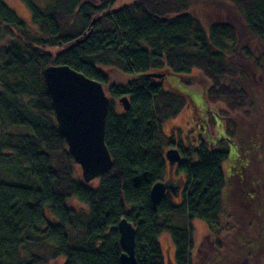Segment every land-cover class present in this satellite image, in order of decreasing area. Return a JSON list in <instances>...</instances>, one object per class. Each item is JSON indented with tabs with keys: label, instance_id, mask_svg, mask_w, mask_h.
Instances as JSON below:
<instances>
[{
	"label": "trees",
	"instance_id": "obj_1",
	"mask_svg": "<svg viewBox=\"0 0 264 264\" xmlns=\"http://www.w3.org/2000/svg\"><path fill=\"white\" fill-rule=\"evenodd\" d=\"M115 1L52 0L39 7L20 0L37 28L32 31L0 0V264H122V219L135 229V264H164L163 234L173 244L174 264H193L191 221L205 223L210 235L222 232V166L229 154L201 138L186 146L163 134V124L176 119L187 101L161 80L171 73L193 87L188 77L198 73L207 106L223 107L222 116L215 115L232 137L227 113L244 110L247 101L234 84L227 47L237 40L235 30L217 21L204 27L189 13V0H132L113 10ZM220 1L239 12L264 61V0ZM50 65H67L100 83L110 100L104 143L112 167L95 186L76 176L58 131L42 79ZM123 97L129 107L117 113L114 100ZM207 122L215 128L211 114ZM170 149L181 157L174 169L184 177L180 200L165 194L154 206L150 191L165 182ZM239 168L230 173L233 205L255 228L257 244L248 246L264 248V184L249 186ZM70 198L85 208H68Z\"/></svg>",
	"mask_w": 264,
	"mask_h": 264
},
{
	"label": "rangeland",
	"instance_id": "obj_2",
	"mask_svg": "<svg viewBox=\"0 0 264 264\" xmlns=\"http://www.w3.org/2000/svg\"><path fill=\"white\" fill-rule=\"evenodd\" d=\"M93 1V0H89ZM110 1V0H109ZM132 0H116L113 10L130 3ZM18 18L32 31H36V26L32 24L30 15L20 0H4ZM33 2L43 7L52 0H33ZM189 13L196 17L204 27L212 22H222L230 25L236 33L237 40L233 44H227L230 50V60L236 68L235 86L242 88L247 96L246 106L242 111L228 112L229 120L234 124L233 130L230 128L232 137L225 136L221 121L215 112L222 116L223 107H208L204 93L201 88L205 86L200 75L193 72L189 81L195 85L189 87L182 80L171 73H166L161 83L167 91L176 92L186 98L187 105L180 115L169 120L162 126L163 134L184 145L196 143L200 138L209 147L218 145L219 148L227 150L229 156L222 169L225 176V189L222 197V211L219 216L221 233L210 235L207 225L199 220L191 221L193 229L194 250L192 254L193 264H238L247 261L250 264H264V248L249 247V243H256L255 228L244 221L246 214L241 208L233 205L232 191L235 180L230 179L231 167L238 165L243 169L245 182L249 186H254L260 182L264 184V61H260V50L262 46L254 40L247 32L239 12L230 4L220 0H189ZM258 61L256 65L255 61ZM115 81H123L124 78L117 72L102 70ZM204 85V86H203ZM114 109L117 113L123 111L118 100H114ZM210 114L215 121V128L211 127ZM227 126V122L225 127ZM229 126V125H228ZM230 127V126H229ZM225 137L227 140L221 142ZM234 142L237 147L230 145ZM237 149L240 157L236 159ZM242 156V160L240 158ZM165 181L169 180L174 185L179 186V194L182 191L184 177L178 176L174 169L167 166ZM76 176L81 177V170L77 166ZM95 186L96 180L90 183ZM258 184V186L260 185ZM264 196V189L262 188ZM179 194L175 197V202H179ZM252 199V197H249ZM67 207L72 209L85 208L77 202L75 198L67 200ZM164 264H174V247L167 234H163L158 239ZM257 244V243H256ZM63 259H58L50 264H63Z\"/></svg>",
	"mask_w": 264,
	"mask_h": 264
},
{
	"label": "water",
	"instance_id": "obj_3",
	"mask_svg": "<svg viewBox=\"0 0 264 264\" xmlns=\"http://www.w3.org/2000/svg\"><path fill=\"white\" fill-rule=\"evenodd\" d=\"M105 2L107 0H97ZM149 78L161 79L160 74H148ZM42 79L50 97L58 131L67 147L70 157L81 170L85 184L100 178L110 171L112 161L104 143L105 120L109 98L100 83L88 79L67 65H50L43 69ZM118 103L126 111L129 102L126 97ZM170 170L180 162L176 149L165 153ZM179 186L168 181L155 184L150 191L155 206L165 194L174 197ZM119 245L122 249L120 262L135 264V229L125 219L117 225Z\"/></svg>",
	"mask_w": 264,
	"mask_h": 264
},
{
	"label": "flooded vegetation",
	"instance_id": "obj_4",
	"mask_svg": "<svg viewBox=\"0 0 264 264\" xmlns=\"http://www.w3.org/2000/svg\"><path fill=\"white\" fill-rule=\"evenodd\" d=\"M229 144L230 145H233V146H235V147H237L236 146V144L234 143V142H229ZM238 157H240V154L238 153V149H237V156H236V159L238 158ZM241 159V158H240ZM172 169H175V166L172 168ZM231 169H232V167H231ZM230 175V174H229ZM170 184H174L173 182H171V181H169V180H167Z\"/></svg>",
	"mask_w": 264,
	"mask_h": 264
}]
</instances>
